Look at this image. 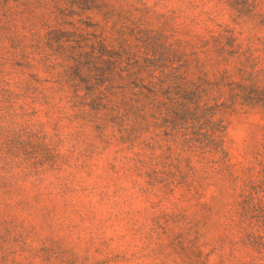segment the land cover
Listing matches in <instances>:
<instances>
[{
    "label": "rangeland",
    "instance_id": "1",
    "mask_svg": "<svg viewBox=\"0 0 264 264\" xmlns=\"http://www.w3.org/2000/svg\"><path fill=\"white\" fill-rule=\"evenodd\" d=\"M0 264H264V0H0Z\"/></svg>",
    "mask_w": 264,
    "mask_h": 264
},
{
    "label": "trees",
    "instance_id": "2",
    "mask_svg": "<svg viewBox=\"0 0 264 264\" xmlns=\"http://www.w3.org/2000/svg\"><path fill=\"white\" fill-rule=\"evenodd\" d=\"M67 69H69V71H74L77 68H74V66H68V63L65 65Z\"/></svg>",
    "mask_w": 264,
    "mask_h": 264
}]
</instances>
